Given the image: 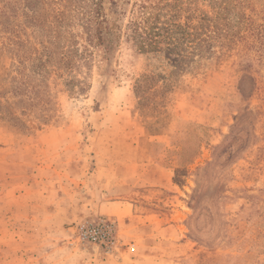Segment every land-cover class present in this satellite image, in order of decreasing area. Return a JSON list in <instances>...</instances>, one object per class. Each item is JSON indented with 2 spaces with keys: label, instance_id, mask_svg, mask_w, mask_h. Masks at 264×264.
Wrapping results in <instances>:
<instances>
[{
  "label": "rangeland",
  "instance_id": "1",
  "mask_svg": "<svg viewBox=\"0 0 264 264\" xmlns=\"http://www.w3.org/2000/svg\"><path fill=\"white\" fill-rule=\"evenodd\" d=\"M0 264H264V0H0Z\"/></svg>",
  "mask_w": 264,
  "mask_h": 264
},
{
  "label": "crops",
  "instance_id": "2",
  "mask_svg": "<svg viewBox=\"0 0 264 264\" xmlns=\"http://www.w3.org/2000/svg\"><path fill=\"white\" fill-rule=\"evenodd\" d=\"M118 185H120V186H123V188H124V190L126 191V194L128 193L129 195L132 193V194H134L132 197H122L121 195L123 194L124 195V193L122 192V194L121 193H116L117 195H120L119 196V199H116V200H120L121 198H124L122 201H118V202H121V203H128L127 205H130V209L131 210H133L134 208L133 207H136V205L133 203V202H131V201H134L135 200V196H139L140 195V197H142L143 198V200H149V197H152L153 195L152 194H154V191L152 190V191H148V190H144L142 193L140 192V190H137L136 188H139L140 189V187H141V185H137V184H132L130 187H126L127 185H121L120 183L118 184ZM151 186H154L155 184H150ZM155 186H157L158 187V191H161L160 189H162V188H164V189H166V188H169L170 186H171V182H170V180H168V179H160L159 181H158V183H157V185H155ZM128 189V190H127ZM147 191V195H145L144 193ZM130 192V193H129ZM139 199V198H138ZM137 199V200H138ZM115 200V201H116ZM137 200H135V201H137ZM114 201V202H115ZM125 206V205H124Z\"/></svg>",
  "mask_w": 264,
  "mask_h": 264
},
{
  "label": "built area",
  "instance_id": "3",
  "mask_svg": "<svg viewBox=\"0 0 264 264\" xmlns=\"http://www.w3.org/2000/svg\"><path fill=\"white\" fill-rule=\"evenodd\" d=\"M110 224L107 225L104 229H101L100 231H95L94 229L91 231V237L92 239H97V236L106 237L108 234H110ZM88 231V230H87ZM85 231V233L87 232ZM90 232V231H89ZM86 235V234H85Z\"/></svg>",
  "mask_w": 264,
  "mask_h": 264
}]
</instances>
